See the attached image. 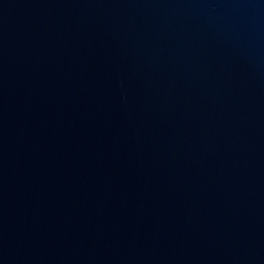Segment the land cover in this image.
<instances>
[{"label":"water","instance_id":"95a60500","mask_svg":"<svg viewBox=\"0 0 264 264\" xmlns=\"http://www.w3.org/2000/svg\"><path fill=\"white\" fill-rule=\"evenodd\" d=\"M0 264H264V0H0Z\"/></svg>","mask_w":264,"mask_h":264}]
</instances>
